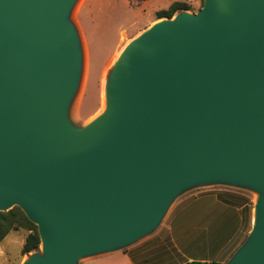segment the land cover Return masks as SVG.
<instances>
[{
  "label": "water",
  "instance_id": "1",
  "mask_svg": "<svg viewBox=\"0 0 264 264\" xmlns=\"http://www.w3.org/2000/svg\"><path fill=\"white\" fill-rule=\"evenodd\" d=\"M77 0H0V213L19 207L42 253L80 264L153 234L171 205L217 185L259 196L226 264H264V0H205L132 41L107 111L67 118L82 50Z\"/></svg>",
  "mask_w": 264,
  "mask_h": 264
},
{
  "label": "rangeland",
  "instance_id": "2",
  "mask_svg": "<svg viewBox=\"0 0 264 264\" xmlns=\"http://www.w3.org/2000/svg\"><path fill=\"white\" fill-rule=\"evenodd\" d=\"M176 1L188 3L190 5L188 12L197 14L203 7L205 0H148L137 8H133L129 0L76 1L70 12L69 20L74 24L79 34L82 67L78 88L67 111V118L73 125L84 127L100 113L104 107L103 91L112 67L116 63V58L130 41L154 23L161 21L158 18L159 11L168 9ZM207 189H225L242 194L248 201L246 233L239 247L235 250L236 252L246 242L253 229L254 211L259 194L250 189L217 185L191 190L171 205L158 229L165 225L173 209L182 199L192 194L207 191ZM197 205L196 199H192L182 209L193 208ZM202 205H210V202H202ZM189 231L197 234L193 238L202 235L207 238L205 231L196 227H191ZM29 234L30 232L25 229L14 231L0 243V264H23L31 255L42 253L40 245L38 250L27 255L22 254L23 245ZM177 241L182 242L181 240ZM196 249L200 254L201 248L197 247ZM83 262L84 259L79 261L80 264Z\"/></svg>",
  "mask_w": 264,
  "mask_h": 264
},
{
  "label": "crops",
  "instance_id": "3",
  "mask_svg": "<svg viewBox=\"0 0 264 264\" xmlns=\"http://www.w3.org/2000/svg\"><path fill=\"white\" fill-rule=\"evenodd\" d=\"M192 199H196L198 205L182 209ZM202 202H210V205H202ZM247 206L248 201L242 194L225 189H207L189 195L152 235L126 249L84 259L83 264H186L192 261L226 264L245 237ZM191 227L205 231L207 238L204 235L193 238L197 234L189 231ZM197 247L201 248L200 254Z\"/></svg>",
  "mask_w": 264,
  "mask_h": 264
},
{
  "label": "trees",
  "instance_id": "4",
  "mask_svg": "<svg viewBox=\"0 0 264 264\" xmlns=\"http://www.w3.org/2000/svg\"><path fill=\"white\" fill-rule=\"evenodd\" d=\"M146 1L148 0H129L130 5L133 8L139 7L142 3ZM183 10H190V5L186 2L176 1L172 3L168 9L159 11L158 18L159 19L173 18L177 13ZM21 229H25L30 232L23 245L22 254L27 255L33 251L38 250L41 245V239H40L38 227L27 218L25 213L19 207H15L14 209L8 212L0 213V243H2L9 234H11L14 231H19ZM186 264H223V263L192 261Z\"/></svg>",
  "mask_w": 264,
  "mask_h": 264
},
{
  "label": "bare ground",
  "instance_id": "5",
  "mask_svg": "<svg viewBox=\"0 0 264 264\" xmlns=\"http://www.w3.org/2000/svg\"><path fill=\"white\" fill-rule=\"evenodd\" d=\"M78 4V3H77ZM129 45V44H128ZM127 45V46H128ZM127 46L125 47V49L127 48ZM125 49L123 50V52L125 51ZM122 52V53H123ZM122 53L121 54H119V56L116 58V62L119 60V58H120V56L122 55ZM103 96H104V107H103V109L100 111V113L98 114V115H96L94 118H93V121H95L96 119H98L99 117H101L103 114H105V112L107 111V98H106V87L104 88V91H103ZM92 121V122H93Z\"/></svg>",
  "mask_w": 264,
  "mask_h": 264
}]
</instances>
